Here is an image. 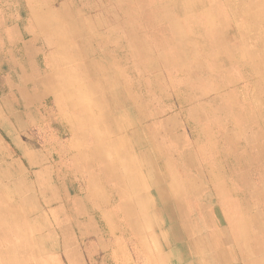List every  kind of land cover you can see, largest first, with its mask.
Returning <instances> with one entry per match:
<instances>
[{"label":"rangeland","instance_id":"obj_1","mask_svg":"<svg viewBox=\"0 0 264 264\" xmlns=\"http://www.w3.org/2000/svg\"><path fill=\"white\" fill-rule=\"evenodd\" d=\"M243 1L0 0L7 259L68 264V239L81 237L83 221L73 214L91 209L106 240L97 264H124L127 254L143 264L139 241L157 229L155 170L184 149L229 181L261 184L264 141L244 119L264 104V0ZM245 165L252 172L241 176ZM75 200L85 201L78 212Z\"/></svg>","mask_w":264,"mask_h":264},{"label":"crops","instance_id":"obj_2","mask_svg":"<svg viewBox=\"0 0 264 264\" xmlns=\"http://www.w3.org/2000/svg\"><path fill=\"white\" fill-rule=\"evenodd\" d=\"M245 1L250 6L249 0L242 4ZM256 6L253 11L260 12L261 4ZM213 8L212 5V12L215 11ZM252 18L251 15L245 16L241 22H251ZM260 105L262 114L244 119V122L253 130L260 129L259 139L264 141V104ZM228 152L235 154L236 151L233 148ZM174 156L176 159L172 157L163 169L157 167L154 173L152 190L157 213L153 214L152 222L157 229L151 240L139 241L143 264H264V184H252L250 180H242V183L229 181L210 162L202 164L192 148L179 151ZM251 172L245 165L241 176ZM75 201L78 212L79 205L85 201ZM102 207L101 220L106 225H113L115 213H107L106 206ZM90 210L73 214L72 220L83 221L78 224L81 237L69 236L66 245L68 264H97L96 255L106 246L104 236L94 228L96 218ZM119 230L112 228L115 237ZM3 241L0 238V264H21L23 260L14 258L12 261L3 255L6 252ZM256 242L262 244L257 245ZM115 243L120 244L122 250V237H117ZM12 248L7 250H16ZM126 257L124 264H135L136 261L139 264V259L128 254Z\"/></svg>","mask_w":264,"mask_h":264},{"label":"bare ground","instance_id":"obj_3","mask_svg":"<svg viewBox=\"0 0 264 264\" xmlns=\"http://www.w3.org/2000/svg\"><path fill=\"white\" fill-rule=\"evenodd\" d=\"M242 4V3H241ZM239 7V6H238ZM240 10V9H239ZM233 11H234V9H233ZM237 11V10H236ZM49 18V17H48ZM233 18V17H232ZM53 32V31H52ZM54 39V41H55V38H53ZM3 46V45H2ZM1 46V47H2ZM74 48L72 47V49L71 50H73ZM236 49V48H235ZM237 50V49H236ZM257 56V55H256ZM221 57V56H220ZM242 57H245V54H244V56L242 55ZM228 57H226V58H222L223 59V61L224 60H226ZM15 59V58H14ZM209 60V59H208ZM261 61V60H260ZM242 63V62H241ZM231 64V63H230ZM90 67V66H89ZM260 71V70H259ZM259 73V72H258ZM263 75V74H262ZM255 78V77H254ZM256 79V78H255ZM246 82V81H245ZM243 83V82H242ZM253 83H255V82H253ZM256 89V88H255ZM259 89V88H258ZM116 93V92H115ZM117 94V93H116ZM234 94V93H233ZM114 96H115V94H113ZM260 95V94H259ZM118 97V96H117ZM115 98V97H114ZM244 100V99H243ZM257 100V99H256ZM114 102V101H113ZM244 103V102H243ZM260 103V102H259ZM258 103V104H259ZM120 104V103H119ZM99 106V105H98ZM114 106V105H113ZM242 106V105H241ZM243 107V106H242ZM257 107V106H256ZM244 108V107H243ZM119 109V108H118ZM104 110V109H103ZM114 110V109H113ZM256 112H258V111H256ZM105 113V112H104ZM115 113H116V111H115ZM90 115H91V113H89L88 111H86L85 112V117H87V119H90ZM231 116V115H230ZM98 117V116H97ZM119 117V116H118ZM127 118V117H126ZM94 119V118H93ZM116 119H117V116H116ZM118 120V119H117ZM125 120V119H124ZM119 122V121H118ZM125 122H126V120H125ZM121 126V125H120ZM122 127V126H121ZM133 135V134H132ZM135 135H136V132H135ZM247 135V134H246ZM133 138V137H132ZM74 145V144H73ZM76 145V144H75ZM77 147V146H76ZM102 148V147H101ZM243 149V148H242ZM237 152V151H236ZM226 154V153H225ZM253 159H254V157H253ZM109 161V160H108ZM262 161H263V163H264V158L262 159ZM246 162V161H245ZM256 163V162H255ZM115 164V163H114ZM124 164V162L123 163H120V164H116L114 167H111V166H107L106 167V169H105V172L106 173H109L110 171H112L113 169V171H117V169L118 168H120V166H122ZM256 166H258V165H256ZM256 168V167H255ZM260 169V168H259ZM258 171V170H257ZM262 171H264V167L262 168V170H259V174H260V180H261V183H263L264 184V176L262 175ZM105 173V174H106ZM111 176V175H110ZM121 177V176H120ZM123 178V177H122ZM116 180H117V183H119V181L120 180H122L121 178H117L116 177ZM125 181V180H124ZM116 183V184H117ZM123 186V185H122ZM121 188H123V187H121ZM121 190V189H120ZM249 190V189H248ZM122 191V190H121ZM246 191V190H245ZM248 194V193H247ZM89 198H90V200H93L94 199V201H96V202H98L97 200H96V198H97V196L95 197V195H90L89 196ZM149 203H151L150 201H149ZM128 213V212H127ZM140 230V229H139ZM140 235V234H139ZM123 254V253H122ZM139 254V253H138ZM140 255V254H139ZM134 263H136V262H134Z\"/></svg>","mask_w":264,"mask_h":264},{"label":"trees","instance_id":"obj_4","mask_svg":"<svg viewBox=\"0 0 264 264\" xmlns=\"http://www.w3.org/2000/svg\"><path fill=\"white\" fill-rule=\"evenodd\" d=\"M62 0H58V2H61Z\"/></svg>","mask_w":264,"mask_h":264}]
</instances>
